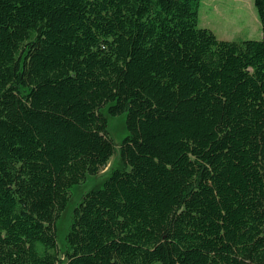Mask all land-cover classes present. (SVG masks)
Listing matches in <instances>:
<instances>
[{"label":"trees","instance_id":"16d2710c","mask_svg":"<svg viewBox=\"0 0 264 264\" xmlns=\"http://www.w3.org/2000/svg\"><path fill=\"white\" fill-rule=\"evenodd\" d=\"M260 39L200 0H0V264H264ZM106 109V113L103 111ZM120 167L57 221L71 188Z\"/></svg>","mask_w":264,"mask_h":264},{"label":"rangeland","instance_id":"374dc122","mask_svg":"<svg viewBox=\"0 0 264 264\" xmlns=\"http://www.w3.org/2000/svg\"><path fill=\"white\" fill-rule=\"evenodd\" d=\"M199 26L210 28L221 39L244 40L262 37L261 24L253 0H200ZM103 111L106 113V109ZM106 116L107 129L114 143L115 152L99 173L87 175L83 183L71 188V198L57 221V243L61 254L69 249L67 234L72 222L73 210L82 196L90 190L100 188L112 170L122 165L119 146L127 134L125 113Z\"/></svg>","mask_w":264,"mask_h":264}]
</instances>
